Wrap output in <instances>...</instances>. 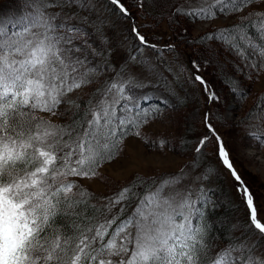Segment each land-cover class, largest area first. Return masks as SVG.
<instances>
[{
	"label": "snow or ice",
	"instance_id": "6c2138e0",
	"mask_svg": "<svg viewBox=\"0 0 264 264\" xmlns=\"http://www.w3.org/2000/svg\"><path fill=\"white\" fill-rule=\"evenodd\" d=\"M106 8L131 22L136 42L119 65L111 62ZM140 16L166 25L174 39L149 40L140 31L148 25L136 23ZM221 18L223 26L201 31ZM182 44L200 49L187 75L164 58L171 53L179 65ZM209 68L224 76L234 100L247 99L244 81L264 74V0H17L16 9L0 10V264H264L255 194L209 112L191 163L178 173L136 175L107 196L84 187L103 179L100 170L123 157L131 137L154 149L168 146L142 129L176 111L181 101L172 82L183 77L209 105L221 103L202 74ZM148 89L164 93L158 103H150L157 97ZM234 127L264 147V93ZM210 154L248 211L246 222L229 226L222 248L210 216L216 201L204 186L214 170L201 166Z\"/></svg>",
	"mask_w": 264,
	"mask_h": 264
},
{
	"label": "rangeland",
	"instance_id": "374dc122",
	"mask_svg": "<svg viewBox=\"0 0 264 264\" xmlns=\"http://www.w3.org/2000/svg\"><path fill=\"white\" fill-rule=\"evenodd\" d=\"M16 8L17 0H0V10ZM132 11L135 13L136 9L133 8ZM104 15L111 16V27H105V32L111 45L115 46L111 62L119 65L136 46V42L129 37L128 30L131 22L124 20L114 12H109L107 8ZM136 23L138 25H148L147 27H141L140 31L155 43L163 45L170 38L174 39L166 25L157 27L154 21L151 19L146 21L143 16L137 17ZM225 23L226 21L221 18L214 25L202 27L201 31H206L208 27H220ZM197 34L198 32L195 30L191 32L192 36ZM126 37H128L127 43L121 45V41ZM178 51L181 53L178 58L179 65L174 62L175 58L171 53H164V58L173 61L172 67L174 70H179V66H183L186 70L185 75H187L188 62L191 58H199L198 52L200 49L195 46L189 48L186 44H182L178 46ZM143 55L151 57L153 62L156 59L151 50L148 49L144 50ZM132 70L142 78L147 75L139 68ZM227 71L232 72L230 65ZM204 75L216 87L221 97V103L209 105L202 91L191 87L183 77L180 78L179 83L172 82L170 90H173L181 101L176 106V111L169 118H165L163 121L157 120L147 128L142 129V132L148 135L151 140H157L161 137L167 138L168 146L163 150L154 149L141 140L131 137L126 141L123 157L113 164L105 165L100 170L103 179L84 181V187L96 196H107L128 184L136 175L149 177L178 173L182 167L191 163L193 159L192 148L199 136L204 135L206 132L202 122L204 113L209 112L210 119L224 139L238 174L251 192L255 194V203L258 205L261 218L264 219V147H260L256 142L247 138L243 129L234 127L236 121L242 119L253 106L257 96L264 93V74H261L255 83L244 81V86L249 89L250 94L243 101H239L238 98L237 100L232 98L227 88L221 83L224 76L217 74L215 69L209 68L204 72ZM148 78L153 79L151 77ZM169 80L171 81V77H169ZM153 82L155 83L154 79ZM87 91L88 89L83 90V92ZM147 91L148 95L157 97L151 102H158L159 97L164 95L161 91H153L152 89ZM79 94H74L73 99H75V95ZM82 98L87 99V96L82 95ZM174 103L175 101L172 100L170 107ZM65 119L67 118H53V122L63 123ZM204 165L214 170L209 175V179L204 182L205 188L211 189L210 195L212 198L214 196L215 198L217 197V200L226 207L229 206L235 209L236 205L240 206L242 201L236 191V182L222 168L216 157L210 154L207 160L202 159L201 166ZM192 175L194 173L189 170V176L191 177ZM215 194H218V196ZM242 213V208L233 210L230 224L236 221L246 222V214L244 213L242 216ZM251 239L255 240L256 237L252 236ZM261 244L264 245V241H261Z\"/></svg>",
	"mask_w": 264,
	"mask_h": 264
},
{
	"label": "trees",
	"instance_id": "16d2710c",
	"mask_svg": "<svg viewBox=\"0 0 264 264\" xmlns=\"http://www.w3.org/2000/svg\"><path fill=\"white\" fill-rule=\"evenodd\" d=\"M202 74L204 75V73H202ZM205 78H206V76H205ZM150 103L151 104H156L158 102L157 101L156 102H151L150 101ZM67 122H68L67 119H65V121L63 123H67ZM201 136H203V135H201ZM201 136H199V137H201ZM131 181H132V179H131ZM131 181H129V182H131ZM215 195L218 196V194H215ZM219 197H220V195H219ZM213 199L216 201V207L210 213V216H211V220H212L213 226H214L213 230L218 235V237L220 238L218 240L219 247L222 248V247H224V244L226 243V241L223 238L227 235L229 226L231 225L230 221H231V217L233 215V210H237L239 208H242V211H243L242 216L244 215V213L246 214V221H247L248 211H247L245 205L243 204V202H242V204L240 206L236 205L235 209H234V208H231L229 206L226 207V206L222 205L221 202L219 200H217V197L215 198V196L213 197ZM94 203H96V202L94 201ZM234 235L239 236L240 233L236 232V233H234Z\"/></svg>",
	"mask_w": 264,
	"mask_h": 264
}]
</instances>
